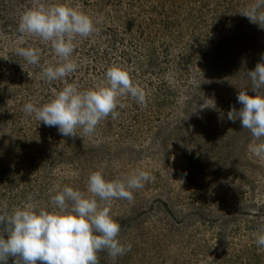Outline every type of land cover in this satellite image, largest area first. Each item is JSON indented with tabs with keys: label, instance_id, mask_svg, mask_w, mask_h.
<instances>
[{
	"label": "rangeland",
	"instance_id": "374dc122",
	"mask_svg": "<svg viewBox=\"0 0 264 264\" xmlns=\"http://www.w3.org/2000/svg\"><path fill=\"white\" fill-rule=\"evenodd\" d=\"M33 2L0 0V206L45 207L56 183L86 192L93 171L111 180L141 169L153 179L111 205L131 250L115 262L100 252L99 264H264L253 237L264 225V161L227 118L241 89L255 95L247 72L264 57V29L239 13L251 0H70L100 22L77 39L68 83L90 88L117 64L147 94L146 106L121 98L118 117L83 139L22 110L63 87L16 54L32 44L41 65L53 61L49 46L18 32Z\"/></svg>",
	"mask_w": 264,
	"mask_h": 264
},
{
	"label": "clouds",
	"instance_id": "9594fccd",
	"mask_svg": "<svg viewBox=\"0 0 264 264\" xmlns=\"http://www.w3.org/2000/svg\"><path fill=\"white\" fill-rule=\"evenodd\" d=\"M239 13L264 29V0H251ZM99 22V18L85 13L80 4L73 6L70 0L63 3L34 0L19 19L18 32L49 46L54 57L41 65L42 49L32 44L17 47L16 54L41 69L39 79L63 82V87L59 91L54 89L47 102L42 105L27 102L22 110L45 126L57 127L65 137L78 135L83 139L94 134L109 116L116 119L117 108L126 107L121 102L123 97L146 106L145 90L121 65L110 66L104 78L90 88L81 89L76 83H68L67 78L79 67L73 57L77 39L93 36ZM247 76L255 95L241 89L237 102L242 107L239 110L231 107L227 118L232 122L240 120L242 128L252 137L248 152L264 161V57ZM152 179L149 172L141 169L111 180L102 170H96L87 178L86 192L56 183L48 191L49 202L45 207L31 201L11 211L7 205L0 206V264H8L9 257L14 258L13 264H99L100 252H106L115 262L131 250V245L119 239L121 225L111 214L112 202H131L133 191ZM253 237L257 248L264 249V225Z\"/></svg>",
	"mask_w": 264,
	"mask_h": 264
}]
</instances>
